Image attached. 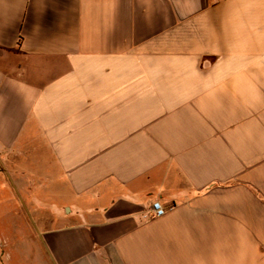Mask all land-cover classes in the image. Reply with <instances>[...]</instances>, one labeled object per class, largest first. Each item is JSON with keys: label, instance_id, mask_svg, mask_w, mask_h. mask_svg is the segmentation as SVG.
<instances>
[{"label": "crops", "instance_id": "obj_1", "mask_svg": "<svg viewBox=\"0 0 264 264\" xmlns=\"http://www.w3.org/2000/svg\"><path fill=\"white\" fill-rule=\"evenodd\" d=\"M0 180V264H264V0H0Z\"/></svg>", "mask_w": 264, "mask_h": 264}, {"label": "rangeland", "instance_id": "obj_2", "mask_svg": "<svg viewBox=\"0 0 264 264\" xmlns=\"http://www.w3.org/2000/svg\"><path fill=\"white\" fill-rule=\"evenodd\" d=\"M2 185V180H0V186ZM6 194L0 193V238L4 241L5 237L14 238V216L16 212L24 213L25 206L22 204H18L14 206V204L10 203V196L8 195V191H5ZM36 201L40 200L39 196H37ZM33 201V200H32ZM35 201V200H34ZM32 202L31 205H27V209L31 211L33 216H44L46 214V205L41 204L39 201L37 203ZM11 205V206H10ZM25 213L28 214V211L25 209ZM26 229L21 231L22 237L26 234ZM21 234H18L20 236ZM6 239V238H5ZM14 253V252H13ZM16 253V254H15ZM13 255L19 256L21 253L15 252ZM15 260V257H14ZM1 261L3 262L2 258ZM16 263L20 262V257H16Z\"/></svg>", "mask_w": 264, "mask_h": 264}, {"label": "built area", "instance_id": "obj_3", "mask_svg": "<svg viewBox=\"0 0 264 264\" xmlns=\"http://www.w3.org/2000/svg\"><path fill=\"white\" fill-rule=\"evenodd\" d=\"M167 213V209L160 203L154 202L152 205V217L153 218H161L165 216Z\"/></svg>", "mask_w": 264, "mask_h": 264}]
</instances>
